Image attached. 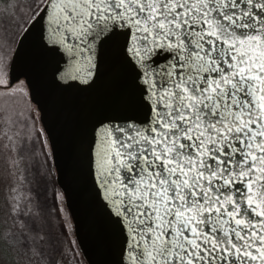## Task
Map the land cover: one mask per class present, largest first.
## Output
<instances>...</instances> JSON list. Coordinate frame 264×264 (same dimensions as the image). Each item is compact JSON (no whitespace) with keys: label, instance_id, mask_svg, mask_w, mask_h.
I'll list each match as a JSON object with an SVG mask.
<instances>
[{"label":"snow or ice","instance_id":"obj_1","mask_svg":"<svg viewBox=\"0 0 264 264\" xmlns=\"http://www.w3.org/2000/svg\"><path fill=\"white\" fill-rule=\"evenodd\" d=\"M0 3V52L31 99L95 97L67 144L98 264H264V0ZM41 108L10 130L23 125L43 198L29 189L0 220V264H60L67 185L52 182L48 131L25 138Z\"/></svg>","mask_w":264,"mask_h":264},{"label":"water","instance_id":"obj_2","mask_svg":"<svg viewBox=\"0 0 264 264\" xmlns=\"http://www.w3.org/2000/svg\"><path fill=\"white\" fill-rule=\"evenodd\" d=\"M19 63L9 69L10 84L26 78L21 74ZM27 84V83H26ZM28 90H29V85ZM32 100L37 107L41 104L40 121L48 131V140L51 147L56 178L60 187L67 185L66 205L71 214L74 232L83 256L88 264H98L101 255L93 238L92 219L94 209L84 195V184L80 169L70 161L68 149L69 132L76 128L84 114L86 106L94 101V95L89 92L70 93L66 96H53L46 87L37 89L32 86Z\"/></svg>","mask_w":264,"mask_h":264},{"label":"rangeland","instance_id":"obj_3","mask_svg":"<svg viewBox=\"0 0 264 264\" xmlns=\"http://www.w3.org/2000/svg\"><path fill=\"white\" fill-rule=\"evenodd\" d=\"M5 69L4 64L0 65V79L9 78V70ZM11 85L12 87L7 91L0 90V198L8 202L6 192L10 190L9 188L14 182L20 180L19 171L22 161H24V158L21 157V148L23 147L21 137L25 136L23 125L10 130L12 129V122L17 114L22 121L28 116L29 109L35 110L24 79H20ZM36 113V123L33 125L29 119V127L25 137L29 146L34 140L36 129L41 127L37 119L39 113ZM5 121L8 123L7 127ZM41 139H44L43 135H41Z\"/></svg>","mask_w":264,"mask_h":264},{"label":"trees","instance_id":"obj_4","mask_svg":"<svg viewBox=\"0 0 264 264\" xmlns=\"http://www.w3.org/2000/svg\"><path fill=\"white\" fill-rule=\"evenodd\" d=\"M10 2L14 3L15 0H10ZM3 5L0 3V8H2ZM10 59L9 54H5L3 52H0V65L4 64L7 65L8 61ZM6 68V67H5ZM9 70V69H5ZM25 81V80H24ZM35 109L37 106L34 104ZM39 113V111H37ZM37 114V113H36ZM37 119L39 123L42 126V123L40 121V117L37 115ZM48 141V144L45 146L47 150L51 152V147L49 144V140L47 137H44V139ZM43 139V140H44ZM22 147V146H21ZM39 147V145H37ZM21 157L24 158V161H22V166L19 171V178L20 180L14 182L10 186V190L6 192V197L9 199V202L6 200H3L0 198V220H4L7 218V222L11 223V216H6L7 210L9 207L15 206L17 203L20 204V207H23V201L25 198L29 195V189H31L33 192L39 191L41 198H43L44 194V187L41 185L39 189L36 188L34 184H30L29 181V174L32 171L30 163L27 161V157L25 154L21 151ZM49 165H51L53 169L52 174V182H54L55 186L57 188H60L57 178H56V168L54 166L52 152L50 159L48 161ZM53 186V183H49L48 185V191L51 192V188ZM49 204L52 203L51 195L48 197ZM6 206V207H5ZM59 210L62 214V217L65 220V226L62 228V232L64 235L62 236L63 239V250L62 255L60 256V264H88L85 257L83 256L81 249L78 245L75 232H74V225L73 220L71 217V214L67 208L66 201L62 200L59 205Z\"/></svg>","mask_w":264,"mask_h":264}]
</instances>
